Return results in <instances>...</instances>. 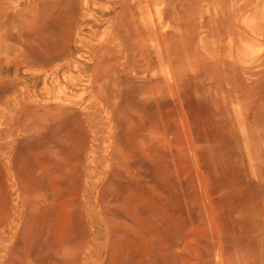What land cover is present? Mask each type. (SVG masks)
Instances as JSON below:
<instances>
[{"label": "rangeland", "instance_id": "obj_1", "mask_svg": "<svg viewBox=\"0 0 264 264\" xmlns=\"http://www.w3.org/2000/svg\"><path fill=\"white\" fill-rule=\"evenodd\" d=\"M138 1L0 0V264H264V0Z\"/></svg>", "mask_w": 264, "mask_h": 264}, {"label": "bare ground", "instance_id": "obj_2", "mask_svg": "<svg viewBox=\"0 0 264 264\" xmlns=\"http://www.w3.org/2000/svg\"><path fill=\"white\" fill-rule=\"evenodd\" d=\"M164 1H165V0H164ZM139 2H142V1H141V0L138 1V5H139L140 8H141L142 5L139 4ZM166 2H167V0H166ZM168 2H169V0H168ZM143 3H144V2H143ZM143 3H142V4H143ZM163 3H164V2H163ZM144 4H145V3H144ZM146 5H148V4L146 3ZM146 5H145V6H146ZM153 5H155L154 2H153ZM139 6H138V7H139ZM143 7H144V6H143ZM143 7H142V8H143ZM167 7H169V4H168ZM144 9H145V8H144ZM144 9H142V11H144ZM164 9H165V8H164ZM166 9H167V8H166ZM166 9L163 10V11H164V12L166 11L167 14H168L169 11L166 10ZM168 9H169V8H168ZM257 10H259V9L257 8ZM148 11H149V10H148ZM144 12H145V11H144ZM166 12H165V13H166ZM256 12H258V11H256ZM145 13H146V12H145ZM165 13H164V14H165ZM147 14H148V13H147ZM150 14H151V13H150ZM150 14H148V15H150ZM167 14L163 15V16L166 17V20H165V17H163V18H164V19H163L164 21H163V23H161V25H166V24H164V22L167 21V20H169V18H167V16H168L169 14H168V15H167ZM161 15H162V12H161ZM150 16L152 17V15H150ZM168 17H169V16H168ZM159 18H160V15H159ZM121 19H123V18L121 17ZM152 19H153V18H152ZM152 19L150 20V17H149V20H150L151 22H148V23H149L153 28H155V27H154V23H153L154 21L152 22ZM118 20H119V19H118ZM145 20H146V19H145ZM121 21H122V20H121ZM121 21H120V23H116V24H120V25L123 24V23H121ZM146 22H147V21H146ZM168 22H169V21H168ZM148 23H147L146 25H144V26L149 25ZM151 23H153V25H152ZM165 23H166V22H165ZM150 25H149V26H150ZM149 26H147V27L149 28V30L151 31V33L154 32V31H156V29H153L154 31H152V27L150 28ZM115 27H117V25H115ZM123 27H125V24H124ZM123 27H122V25H121V28H123ZM160 27H162V26H160ZM164 27H165V26H164ZM117 28H118V30L120 29L119 31H121V28H120V27H117ZM144 28H145V27H144ZM122 30H124V29H122ZM161 30H162V29H161ZM116 32H117V31H116ZM121 32H123V31H121ZM147 32H148V31H147ZM151 33H148V35H149L150 37H151V36H154V37H155V34H156L157 32H156L155 34L152 33V35H151ZM165 33H168V32H165ZM117 34H120V33H117ZM163 35H164V34H163ZM166 35H169V33L166 34ZM166 35H164V36L168 38L169 36H166ZM117 36H118V35H117ZM157 38H158V37H157ZM149 39H151V38H149ZM155 39H156V38H155ZM165 39H166V38H165ZM158 40H159V39H158ZM151 41L153 42V44H157V43H154L153 37H152V40H151ZM165 41H166V40H165ZM156 42H157V39H156ZM165 43H166V42H165ZM160 45H161V43H160ZM152 46H153V45H152ZM153 47L156 48V50H157L156 53H157V52L160 53V51H159L160 49H159V50L157 49V48L159 47L158 45H157V46L155 45V46H153ZM160 47H161V46H160ZM161 49H162V47H161ZM161 51H163V49H162ZM163 52H164V51H163ZM156 55H158V54H156ZM163 55H164V54H163ZM161 57H162V56H161ZM159 58H160V55H159ZM161 59H162V58H160L159 60H161ZM163 60H164L163 62H165V60H166L165 57H164ZM161 61H162V60H161ZM159 62H160V61H159ZM163 62H162V63H163ZM160 63H161V62H160ZM162 63H161V64H162ZM161 66L164 67V64H162ZM166 67H167V66H166ZM166 67H165V68H166ZM165 68H164V71H165Z\"/></svg>", "mask_w": 264, "mask_h": 264}]
</instances>
